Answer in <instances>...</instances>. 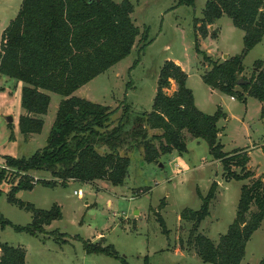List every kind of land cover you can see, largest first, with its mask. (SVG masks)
I'll return each mask as SVG.
<instances>
[{
    "label": "trees",
    "instance_id": "trees-1",
    "mask_svg": "<svg viewBox=\"0 0 264 264\" xmlns=\"http://www.w3.org/2000/svg\"><path fill=\"white\" fill-rule=\"evenodd\" d=\"M196 0H176V7L193 6ZM134 6L129 0H22L13 20L3 30L0 38V79L2 77L23 84L19 118L22 135L40 134L42 119L50 104L48 93L61 96L54 122L45 146L29 158L4 157L0 170V184L5 181L10 190L8 203L32 214L26 227L14 226L0 217V226L12 227L16 233L30 236L47 234L45 227L61 219V210L53 205L48 211L35 209L15 195L32 191L36 185L54 188L66 186L69 181L94 183L103 181L111 186H122L128 176L130 159L122 156L123 148L142 145L144 161L152 163L161 155L187 151L184 133L193 139L205 141L209 156L221 164L230 180L254 179L247 168L250 158L244 150L223 152L218 140L219 120L226 116L218 109L213 115L199 111L194 104L192 91L187 87V76L179 65L165 61L159 71L157 87L150 112H133L124 104L117 124L110 128L113 111L109 107L78 98L73 94L84 85L127 58L139 41L140 51L149 44L147 34L140 33L134 24ZM222 17L243 32V48L239 55L221 62L213 61L199 49V41L217 39L216 29L208 27ZM194 49L210 70L202 81L212 90L228 94L245 102L250 96L264 105V62L253 65L249 79L243 78V60L264 36V0H208L201 19H194ZM239 79L248 81L237 85ZM171 83L175 90L167 95ZM240 88L241 90H237ZM264 118V107L261 111ZM149 131H160L150 140L159 142L156 148L148 138ZM106 148L100 154L98 149ZM264 154V148H262ZM239 168V172L231 167ZM48 173L53 180H34L30 173ZM59 181L60 183L58 184ZM201 198L197 211L184 209L181 221L189 222L187 246L204 264H240L253 233L264 221V183L253 180L244 184L236 206L233 221L217 242L198 233L201 222L209 216V205L215 198L216 184ZM1 194V191H0ZM254 212H250L251 207ZM165 202L160 204V209ZM157 222L162 233L168 235L160 215ZM50 235L59 237L57 232ZM88 255H104L127 264L112 246H104V238L96 243L82 241ZM181 247V243H180ZM0 264H26L25 251L0 242ZM144 264H148L147 257ZM258 264H264V259Z\"/></svg>",
    "mask_w": 264,
    "mask_h": 264
},
{
    "label": "rangeland",
    "instance_id": "rangeland-1",
    "mask_svg": "<svg viewBox=\"0 0 264 264\" xmlns=\"http://www.w3.org/2000/svg\"><path fill=\"white\" fill-rule=\"evenodd\" d=\"M20 1L0 0V37L16 16ZM113 1L120 3L122 0ZM129 1L134 6V24L142 36L147 34L149 44L140 51L143 42L138 37L127 58L81 87L73 96L109 107L113 111L109 120L112 128L124 104L136 113L151 111L160 68L165 61H173L187 76L186 85L193 93L196 108L207 115H213L218 109L225 114L217 124L223 152H247L250 158L247 168L254 179L230 180L225 178L223 169L221 180L217 182V169L221 164L209 156L205 141L193 139L187 133H184L186 153L161 155L152 163L144 161L142 145L123 148L119 152L130 159V167L122 186L114 187L103 181L91 184L69 181L64 187L36 185L32 191H20L15 195L19 201L42 211L57 205L62 214L60 220L45 227V235L30 236L16 233L10 226H0V242L23 249L27 264H123L104 255L85 253L82 241L96 243L100 238H104V246H112L127 264H144L145 257L148 264H204L187 246L192 224L180 219L184 209L197 211L201 207L196 191L205 197L211 185L216 184L209 216L199 225L198 233L217 242L235 217L241 187L251 185L256 179L264 183V118L261 117L264 105L247 95L245 102L236 97L231 100L230 95L212 90L201 78L210 66L195 52L193 21L201 19L208 0H196L190 7H176V0ZM218 26L221 30L218 40H200L199 49L211 60L221 62L240 54L243 32L227 17H222ZM257 61L264 62V36L244 58L243 78L251 77ZM22 87L23 84L15 80L0 79V170L5 156L29 158L45 146L58 104L63 99L48 93L50 104L42 117L41 133L25 136L19 130V118L24 114ZM174 90L175 85L171 83L165 92L171 95ZM7 117L12 118V123H6ZM160 133L149 131V140ZM150 142L158 148L157 140ZM98 152L104 154L107 150L100 148ZM231 170L239 172V168L233 166ZM30 175L34 180H53L48 173L32 172ZM9 190L10 186L3 181L0 184V217L14 226L30 225L31 212L8 203ZM162 202L165 207L160 209ZM254 211L252 206L250 212ZM158 215L164 221L167 236L157 222ZM51 232L60 236L50 235ZM263 259L264 221L248 241L240 264H258Z\"/></svg>",
    "mask_w": 264,
    "mask_h": 264
},
{
    "label": "water",
    "instance_id": "water-1",
    "mask_svg": "<svg viewBox=\"0 0 264 264\" xmlns=\"http://www.w3.org/2000/svg\"><path fill=\"white\" fill-rule=\"evenodd\" d=\"M89 1H94V0H89ZM96 2H99L100 0H95ZM226 56H224V58H225ZM247 83H249L248 81H245V80H243V79H239V81L237 82V85H245V84H247ZM6 123L7 124H10V123H12V118L11 117H7L6 118ZM222 173H224V171H223V167L222 166H218V169H217V177H216V181L217 182H220V177H221V174Z\"/></svg>",
    "mask_w": 264,
    "mask_h": 264
},
{
    "label": "crops",
    "instance_id": "crops-1",
    "mask_svg": "<svg viewBox=\"0 0 264 264\" xmlns=\"http://www.w3.org/2000/svg\"><path fill=\"white\" fill-rule=\"evenodd\" d=\"M21 2H22V0L20 1V4H21ZM20 7V6H19ZM19 10V9H18ZM18 12V11H17ZM17 14V13H16ZM15 18V17H14ZM13 20V19H12ZM219 21V20H218ZM218 21H216L215 23H214V25H212V26H209L208 27V30L209 31H212V30H214V29H217V31H218V33H217V39L216 40H218V38L220 37V34H221V30H220V28H219V26H218ZM4 30V29H3ZM3 30H2V32H3ZM2 32H1V34H2ZM1 38V37H0ZM207 39H209V37L208 38H206V39H204V40H207ZM177 64V63H176ZM178 65V64H177ZM232 100V99H231ZM24 115V114H23ZM51 226V225H50ZM49 227V226H48ZM47 228V227H46ZM46 228H45V230H46ZM176 252H177V250H176ZM25 263L27 264V262H26V254H25Z\"/></svg>",
    "mask_w": 264,
    "mask_h": 264
},
{
    "label": "built area",
    "instance_id": "built-area-1",
    "mask_svg": "<svg viewBox=\"0 0 264 264\" xmlns=\"http://www.w3.org/2000/svg\"><path fill=\"white\" fill-rule=\"evenodd\" d=\"M231 99H233V98H231Z\"/></svg>",
    "mask_w": 264,
    "mask_h": 264
}]
</instances>
